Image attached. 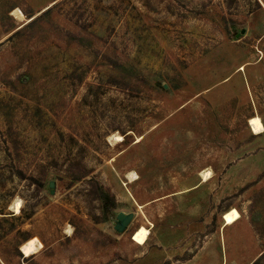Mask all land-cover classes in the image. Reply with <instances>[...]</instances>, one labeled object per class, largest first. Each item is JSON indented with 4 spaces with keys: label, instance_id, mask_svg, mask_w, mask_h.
I'll use <instances>...</instances> for the list:
<instances>
[{
    "label": "rangeland",
    "instance_id": "374dc122",
    "mask_svg": "<svg viewBox=\"0 0 264 264\" xmlns=\"http://www.w3.org/2000/svg\"><path fill=\"white\" fill-rule=\"evenodd\" d=\"M252 116L264 0H0V264H264Z\"/></svg>",
    "mask_w": 264,
    "mask_h": 264
},
{
    "label": "bare ground",
    "instance_id": "6f19581e",
    "mask_svg": "<svg viewBox=\"0 0 264 264\" xmlns=\"http://www.w3.org/2000/svg\"><path fill=\"white\" fill-rule=\"evenodd\" d=\"M14 13L19 18L23 16L22 12L19 11L18 9H16L14 11ZM239 69H242V67H240ZM248 125H249V127L251 129V132L253 134H259V133H261V132L264 131V126H263L262 121L260 120L259 117L252 116V117L248 118ZM207 178H208V173L207 172H204L203 173V180L205 181V180H207ZM20 207H21L20 202H17L16 205L14 206V210H15L16 213H19L20 212ZM235 218H236V215H235L234 212L225 214V216H224V224L225 225L232 224L234 222ZM148 233L149 232H148L147 229L141 227V228L137 229L133 233L132 239L136 243L144 244V242H145V240L147 238ZM34 249H35V246L32 245L31 243L24 244L23 246H21V250L26 255H29L30 253L34 252Z\"/></svg>",
    "mask_w": 264,
    "mask_h": 264
},
{
    "label": "water",
    "instance_id": "95a60500",
    "mask_svg": "<svg viewBox=\"0 0 264 264\" xmlns=\"http://www.w3.org/2000/svg\"><path fill=\"white\" fill-rule=\"evenodd\" d=\"M117 219L122 221L123 225H126L128 223V220L125 219V215L123 213H119L117 215ZM119 227H120V225H116V228H119Z\"/></svg>",
    "mask_w": 264,
    "mask_h": 264
},
{
    "label": "crops",
    "instance_id": "0c3cea01",
    "mask_svg": "<svg viewBox=\"0 0 264 264\" xmlns=\"http://www.w3.org/2000/svg\"><path fill=\"white\" fill-rule=\"evenodd\" d=\"M261 133H262V132H261ZM259 134H260V133H259ZM234 222H235V221H234ZM234 222H233V223H234ZM229 225H230V224H229ZM225 226H226V225H225Z\"/></svg>",
    "mask_w": 264,
    "mask_h": 264
},
{
    "label": "trees",
    "instance_id": "16d2710c",
    "mask_svg": "<svg viewBox=\"0 0 264 264\" xmlns=\"http://www.w3.org/2000/svg\"><path fill=\"white\" fill-rule=\"evenodd\" d=\"M252 264H255V262H253Z\"/></svg>",
    "mask_w": 264,
    "mask_h": 264
}]
</instances>
